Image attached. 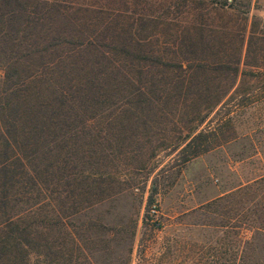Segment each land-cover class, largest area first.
<instances>
[{
    "label": "rangeland",
    "instance_id": "rangeland-1",
    "mask_svg": "<svg viewBox=\"0 0 264 264\" xmlns=\"http://www.w3.org/2000/svg\"><path fill=\"white\" fill-rule=\"evenodd\" d=\"M0 106L45 181L0 264H264V0H0Z\"/></svg>",
    "mask_w": 264,
    "mask_h": 264
},
{
    "label": "trees",
    "instance_id": "trees-1",
    "mask_svg": "<svg viewBox=\"0 0 264 264\" xmlns=\"http://www.w3.org/2000/svg\"><path fill=\"white\" fill-rule=\"evenodd\" d=\"M146 57H143L145 59ZM150 58V57H149ZM160 64H165L159 59ZM224 68V67H223ZM237 70V69H234ZM62 103V100H60ZM3 110V111H2ZM15 110L13 115L9 118H4V107L0 106V252L5 254L6 248L19 247L26 244V235L30 230L24 225L22 219L28 213L21 209L23 204H29L27 196L28 191L25 192L24 184H44V179H41L42 172L30 163V155L26 152L28 145L25 138L30 132H36V126L30 123V128H27V123L22 121V112ZM35 112V111H34ZM31 113V112H30ZM35 117L39 118L38 112H35ZM66 116V113L63 112ZM7 116V115H6ZM37 120V119H36ZM36 129V130H35ZM203 135V132L188 135L191 137L188 144L198 140ZM204 142H207L204 140ZM209 143V142H208ZM208 143L202 145L201 149H197L193 154H197L203 150L208 149ZM203 144V143H202ZM199 146V145H198ZM102 175V181H106L105 173ZM89 192V191H88ZM68 193H71L70 191ZM87 193L85 189L81 194ZM51 198L48 195L45 198ZM152 200L148 201V208L150 209ZM148 210V209H147ZM23 223V224H22ZM50 222L44 220L42 222V229L49 230ZM261 264V263H260Z\"/></svg>",
    "mask_w": 264,
    "mask_h": 264
}]
</instances>
